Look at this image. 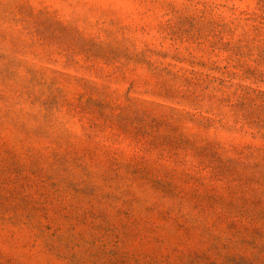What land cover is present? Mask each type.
Listing matches in <instances>:
<instances>
[{
  "label": "rangeland",
  "instance_id": "obj_1",
  "mask_svg": "<svg viewBox=\"0 0 264 264\" xmlns=\"http://www.w3.org/2000/svg\"><path fill=\"white\" fill-rule=\"evenodd\" d=\"M0 264H264V0H0Z\"/></svg>",
  "mask_w": 264,
  "mask_h": 264
}]
</instances>
